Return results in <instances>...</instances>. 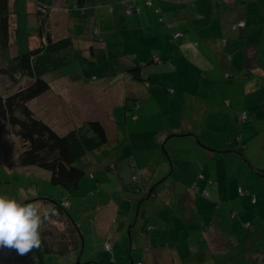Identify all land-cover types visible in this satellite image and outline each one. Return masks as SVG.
Returning <instances> with one entry per match:
<instances>
[{
  "label": "rangeland",
  "instance_id": "obj_1",
  "mask_svg": "<svg viewBox=\"0 0 264 264\" xmlns=\"http://www.w3.org/2000/svg\"><path fill=\"white\" fill-rule=\"evenodd\" d=\"M74 1H53L51 30L55 38L68 34L74 36L78 44H83L87 39H99V34L96 36L93 33L96 21L99 25L109 23L106 15L102 12L93 20V15L97 13L96 8L99 5L101 10L106 8V14L108 10L114 13L115 8L116 12L119 11L122 14V8L125 5L133 4V0H89V6L85 8L84 12H81L80 10L70 9L69 4ZM16 2L17 12L11 23V47L8 52L4 53L0 44V66L7 67L6 63L11 57L35 48L40 42V36L36 31L38 26L37 16L35 11H31L35 10V7L29 9L30 0H16ZM153 4L155 5V3ZM124 13L127 15L125 11ZM102 18L105 19L104 23ZM239 28H233L232 30ZM86 35H89V37ZM93 42L95 41L93 40ZM114 49L119 50V45L112 48V50ZM101 62V60L98 63L86 61L83 56L79 55L75 63L68 65L63 70L64 74H68V76L62 75L59 70L47 75L46 79L50 82L51 89L30 102V106L35 113L60 134L66 133L86 121L99 120L107 127L110 137L108 147L120 145L111 155V158L107 159V164L103 162L102 164L96 163L87 172L77 191L69 193L62 186L54 185L51 182V172L46 169L37 166L25 167L19 165V156L23 151L24 141L0 117V196L15 198L23 203H36L44 209H56V200L65 201L68 198L70 204L66 202L64 206L68 208L70 214L67 212L66 214L71 215L77 225L82 228L80 229L84 234L83 250L81 252L73 251L62 256L52 251L49 252L46 245L42 244V247L33 249L25 255H20L16 250L6 247L4 254L0 257V264H148L142 260L143 251L133 250V248L137 249L138 247L134 243L132 248V231L130 232V229L137 235L136 231L143 230L147 223L142 218L144 211H150L151 215L156 213L152 206L149 209L148 201L150 199L146 200L147 198H145L150 191L155 193L152 194L151 200L156 203L155 198L158 196L161 200L166 201L169 198L167 207L172 208L174 203H171V201L174 202L175 196H172L171 193L177 192V189L175 192L172 189L174 185L183 193L191 191L194 194L191 207H193L192 211L193 214H196V217L200 215L197 212L204 214L203 218H192L195 221L193 226L202 229L206 224V228L212 227L217 229L218 232L221 227H224L225 236L228 238L229 243L240 241L245 243V247H248L244 249L247 254L244 257L236 256L221 264H258L255 253L260 248L264 252V178L258 171V169H264V92L262 98L259 101L257 100L258 104L252 108H247L248 105L234 104L239 107V111H236L237 116H228L230 108L226 101L223 103V116H205L203 123H205V126L207 125L206 127H210L207 128L208 130L216 124L214 130L209 131V134L213 135V139H218L216 137L220 136L224 141L226 135L223 145L227 146L228 136L231 138L238 136L239 139L247 141V158L237 155L231 150L222 152L218 154V159L215 160L217 162L215 169L211 164L207 166H205V162L202 164L204 156L200 154L202 148L198 144L199 139L197 136L183 138L168 136L169 138L166 137L160 142L158 138L159 130H166L167 128L165 132H169L168 122L179 125L177 116H159L158 114L147 116L144 123H138L137 116H132V114L141 113L134 107L132 96L135 92H130L121 83L111 88L103 87L104 85L100 84L105 75L103 71L108 69L112 62ZM80 66H84L87 70L82 81L77 79L81 74L77 71L73 72ZM228 75H226L227 79L230 78ZM94 77H99V81ZM29 79H31L29 76L17 74L14 80L9 74L0 72V93L10 94L22 84L25 85ZM88 82L89 85H87ZM251 98L252 94L248 92L246 95L247 104H249ZM126 103H129V106H126ZM244 107H246L245 110H243ZM249 110L252 111V114ZM128 111L130 112L129 115ZM245 112L251 121L250 123L244 122L241 124L240 119ZM186 118L191 119L192 123L196 125L195 128L200 129L198 128L200 122L196 116H186ZM116 124L119 127L122 125L126 128L128 132L126 142L122 138V133H119V128H115ZM115 129L120 136L118 141L115 137ZM205 132L208 131L205 130ZM132 158L137 161L138 167L129 166L130 170L128 172L125 170V174H123L131 183L134 182L135 177H138L140 182L145 178L147 193L144 197L134 200L135 215L124 233L127 239L115 246V239L110 235L107 238L99 236V239H97L95 237L93 230L95 223L91 218L99 216L97 221L102 219L103 221L101 220L99 223L104 222L112 212L117 210L118 215L119 211H122L118 208L122 209L127 205L120 192L117 191L118 189L114 190L116 182L113 183L108 180L110 177L106 173L113 174V171L107 170L105 167L109 164L108 162L115 160L119 164L118 171H122V164L128 165ZM173 159L177 168L172 176L170 173L172 169L174 170ZM195 165L199 170L188 168ZM134 169H137V171ZM118 171L114 172L116 178H119L117 176ZM190 174L196 175L194 182L191 183L187 180ZM209 174L212 176H209ZM215 177L219 179L217 180ZM174 178H178L179 183L174 182ZM199 180L202 182L201 185L198 183ZM240 185L245 188L244 195L241 193ZM189 186L191 189H189ZM128 192L132 191L128 190ZM138 194H141L140 187ZM112 195L116 196L114 204L109 203L107 200ZM45 197L52 200H46ZM197 197L201 201L207 202L205 210L200 200H198L199 205H196L197 201L195 199ZM143 198L145 199L143 200ZM157 202L161 203L159 200ZM141 203L144 206L142 204L143 207L138 217V205ZM89 205H92V212L84 214L87 212L86 208ZM173 210L176 211L175 208ZM56 211L58 212L60 209H56ZM162 215L167 217L166 228L172 229L173 225L171 226L168 220L166 209L162 211ZM179 220V224H183L184 220L181 218ZM133 221L135 224L131 228ZM69 222L70 219L67 215L58 212V215L53 216L51 221L44 225V229L49 230L47 232L50 235L52 234L51 236L57 241L59 237V242L65 243L68 241L70 233ZM85 231L87 232L85 233ZM170 232L172 233V230ZM185 233L186 230L182 228L178 236L180 237ZM259 234L261 239L258 245L254 243L249 252V245H247L249 237ZM107 245L111 249L106 248ZM198 250L196 253H191V255H184L188 264H218V260L213 254L210 255L208 249L202 251L199 247ZM230 252H232L230 255H234L232 250H227L225 256L229 255ZM162 264H164V261Z\"/></svg>",
  "mask_w": 264,
  "mask_h": 264
},
{
  "label": "crops",
  "instance_id": "obj_2",
  "mask_svg": "<svg viewBox=\"0 0 264 264\" xmlns=\"http://www.w3.org/2000/svg\"><path fill=\"white\" fill-rule=\"evenodd\" d=\"M146 1L133 0L132 3L140 7L141 11L131 15L124 13V11L126 12V5L122 8V14L119 11L116 12V8L114 13L108 10L106 14V8L101 10L99 5L96 8L97 13L93 15V20L102 12L106 15L109 23H104V18H102L104 24L99 25L97 21L94 23L93 33L96 36L99 34L97 40L92 37L95 42L87 39L83 44H78L77 39L73 36L78 55L77 60L81 55L86 61L93 63H98L100 60L102 62L111 61V66L103 71L105 75L100 84H103V87L111 88L121 83L130 92H135L132 96L134 104H140L135 109L141 111V113L135 114L138 123H144L147 116L158 114L159 116H177L179 125L168 122L169 132H165L167 128L166 130H159L160 142L166 137L169 138L168 136L175 138L197 136L198 144L202 148L200 154L204 156L202 164L204 162L205 166L211 164L216 169L217 162L215 160L218 159V154L231 150L239 155L238 146L232 147L230 136H228L227 146L223 145L226 135L224 141L220 136L216 137L218 139H213V135L209 134V131L214 130L216 124L208 130L207 128L210 127H206L207 125L205 126L203 120H205V116H223V103L225 101L230 108L228 116H237L236 111H239V107L236 105H248L247 108H252L262 98L264 92V0H231L228 3L223 0H191L189 2L184 0H154L155 6L160 8L159 12L148 6ZM88 2L87 6H89ZM241 19L247 20V26L232 30L233 24ZM96 26H100V32H95ZM179 32L183 35L176 37L174 34ZM86 36L89 37V35ZM117 45H119V50H112ZM155 57H160L162 60L158 61ZM135 65H140L141 72L149 79L137 80L133 78L129 69ZM64 69L66 67L59 71L62 75L68 76V74H64ZM76 71L81 74L77 79L82 81L83 75L87 71L86 68L80 66L73 70V72ZM227 73H230L228 79ZM88 78L92 79L89 76ZM94 79L99 81V77H94ZM257 88L258 90L255 91ZM248 92L252 94L249 104H247L246 99ZM126 106H129V103H126ZM245 109L246 107L243 108V110ZM249 112L252 114L251 110ZM182 116L185 118L181 119ZM186 116H196L200 122V127H198L200 129L195 128L196 125ZM250 121L249 117L245 123H250ZM115 128H119V133L124 131L125 134H128L122 125L119 127L116 124ZM119 133L116 130V139H118ZM126 136L128 137V135ZM108 158H111V155L98 160L91 157L95 162L94 165L96 163L102 164V162L107 164ZM174 161L173 159L174 170L172 169L170 173L172 176L177 168ZM109 163L114 164L116 162L111 160ZM121 167L122 171L117 169L119 178H116L114 172L113 174H106L110 177L109 181L116 182L114 190L118 189L117 191L120 192L127 205L122 209L118 208V210H122L119 211L118 215L117 210L112 212L104 222L99 223L102 219L97 221L99 216L91 218L95 223L93 229L95 237L97 239L99 236L107 238L110 235L115 239V246L127 239L124 233L135 215L134 200L144 197L147 193L144 176V179L139 182L141 194H138L131 189V182L124 175L125 170L127 172L130 170L129 166L124 163ZM188 168L199 170L196 165ZM209 176L212 175L209 174ZM195 178L196 175L190 174L187 180L191 183ZM215 178L217 179V177ZM174 180V182L179 181L178 178H174ZM198 183L201 185V180ZM175 186L172 189L174 192L177 189V192H170L173 194L172 196H175L174 202L171 201L174 203L172 208L167 207L169 198L166 201L161 200L158 196L155 198L156 203L151 200L150 191L149 196L146 195L145 197L146 200L150 199L148 201L149 209L152 206L156 213L151 215L150 211H144L142 218L144 222H147L146 228L137 230V235L130 229V232L132 231V248L135 243L138 248H133V250L143 251L142 260L144 263L162 264L164 261V264H188L184 255L196 253L199 251V247L202 251L208 249L210 255L213 254L216 257L218 264L229 261L236 256L244 257L247 255L244 251L245 248H248L245 247V243L240 241L229 243L225 236L224 227H221L218 232L212 227L206 228V224L202 229L193 226L195 221L192 218H203L204 214L197 212L200 215L196 217L192 211L193 207H191L194 194L191 191L183 193ZM190 186L189 189H191ZM128 190L132 192H128ZM134 192L135 194H133ZM105 198L107 199L106 196ZM105 198L104 200H106ZM115 199L116 196L112 195L107 200L114 204ZM195 200L198 206L199 197ZM201 202L204 209L207 202ZM142 204L138 205V217L141 208L144 206ZM71 206L73 205L71 204ZM174 208L176 211L173 210ZM165 209L168 212V220L171 226L173 225L172 229L166 228L167 217L162 215V211ZM86 210L87 212L84 214L92 212V205L87 206ZM179 218L184 220L183 224H179ZM134 224L133 221L131 228ZM182 228L186 230V233L179 237L178 233ZM260 239V234L249 237L247 241L249 252L254 243L258 245ZM227 250H232L234 255H230L232 253L230 252L229 255L225 256ZM239 250L244 251V253L239 254ZM255 256H257L258 262L264 260V252L261 248L255 253Z\"/></svg>",
  "mask_w": 264,
  "mask_h": 264
},
{
  "label": "trees",
  "instance_id": "obj_3",
  "mask_svg": "<svg viewBox=\"0 0 264 264\" xmlns=\"http://www.w3.org/2000/svg\"><path fill=\"white\" fill-rule=\"evenodd\" d=\"M54 0H30V7H35L38 26L36 31L40 36L39 45L24 53H18L7 61L6 66H0V72L7 73L12 79H16V75L29 76L31 79L24 85L22 84L16 91L4 95L0 93V117L5 120L13 131L20 136L24 141V148L19 156V165L21 166H37L51 172V182L54 185L62 186L69 193L77 191L80 187L82 179L87 175L94 165V160L104 159L112 155L118 149L117 145L108 147L110 137L107 127L99 120H89L81 125L68 130L66 133L60 134L48 122L40 118L31 108L30 102L47 93L51 89L50 82L46 76L61 70L77 60V50L75 48L74 37L65 35L60 38H55L51 30V9L53 8ZM89 0H75L69 4L70 9L80 10L84 12L87 2ZM189 2L191 0H184ZM229 2L231 0H223ZM16 0H0V44L4 53L8 52L11 47V23L15 13L17 12ZM68 7V8H69ZM155 8L157 12L160 8ZM129 8L133 9V13L137 12L138 6L134 4L126 5V13ZM140 8V7H139ZM34 9V8H33ZM141 9V8H140ZM29 10V12H31ZM131 15V14H128ZM245 22V25H240ZM248 24L246 19H241L233 24L234 28H243ZM100 26L95 27V32H100ZM176 34H180L176 36ZM176 37L183 35V33H175ZM156 60L161 61L160 57H155ZM146 64V63H144ZM129 73L137 80H145L147 77L141 72L140 65H135L129 69ZM228 75V73L226 74ZM230 76V75H228ZM149 79V77L147 78ZM140 104L136 103L135 108ZM246 113V112H245ZM130 112L128 111V115ZM246 115H248L246 113ZM135 117V114H132ZM137 119V118H136ZM240 119L241 124L246 122ZM125 142L128 137L122 131ZM120 139L118 137L117 141ZM231 145L233 148L238 146L237 152L244 158L246 157L247 141L236 138H231ZM116 146V147H115ZM109 163V162H108ZM118 163H109L106 168L113 172L117 171ZM128 166L137 168V162L134 158L130 159ZM137 171V169H134ZM261 176L264 178V169H258ZM138 177H135L131 184V189L139 192ZM99 181V180H98ZM101 181V180H100ZM106 185V182H105ZM244 191V186L240 185ZM141 191V190H140ZM245 192V191H244ZM155 194L151 192L150 196ZM245 194V193H244ZM243 194V195H244ZM149 195H147L148 197ZM46 200H52L45 197ZM146 198V197H145ZM143 198V200L145 199ZM69 203L67 198L65 201L56 200V209L60 214H65L70 219V229L68 241L60 243L52 237L49 230L44 229L42 233L43 244L50 252L58 253L62 256L76 251L83 250L84 234L77 225L73 217L69 215L68 208L64 203ZM69 213V214H66ZM71 216V217H70ZM146 228V227H144ZM47 232V233H46ZM63 235V234H62ZM6 247H0V257L4 254ZM239 254L244 251L239 250ZM258 264H264V260Z\"/></svg>",
  "mask_w": 264,
  "mask_h": 264
},
{
  "label": "clouds",
  "instance_id": "obj_4",
  "mask_svg": "<svg viewBox=\"0 0 264 264\" xmlns=\"http://www.w3.org/2000/svg\"><path fill=\"white\" fill-rule=\"evenodd\" d=\"M56 215L54 208L0 196V247L14 249L20 255L42 247L44 225Z\"/></svg>",
  "mask_w": 264,
  "mask_h": 264
},
{
  "label": "built area",
  "instance_id": "obj_5",
  "mask_svg": "<svg viewBox=\"0 0 264 264\" xmlns=\"http://www.w3.org/2000/svg\"><path fill=\"white\" fill-rule=\"evenodd\" d=\"M146 3H147L148 6H153L154 0H147ZM137 11H141V9L138 7L137 8ZM132 13H133V9L132 8H129L127 10V14H132ZM240 25L244 26L245 25V22H241ZM178 35H180V34H176V36H178ZM246 118H247V115L245 113L244 116H242V119L245 120ZM240 189H241V187H240ZM241 191H242L241 193L244 194V191L242 189H241ZM106 248L111 249V247L108 246V245L106 246Z\"/></svg>",
  "mask_w": 264,
  "mask_h": 264
},
{
  "label": "flooded vegetation",
  "instance_id": "obj_6",
  "mask_svg": "<svg viewBox=\"0 0 264 264\" xmlns=\"http://www.w3.org/2000/svg\"><path fill=\"white\" fill-rule=\"evenodd\" d=\"M139 189V188H138Z\"/></svg>",
  "mask_w": 264,
  "mask_h": 264
}]
</instances>
